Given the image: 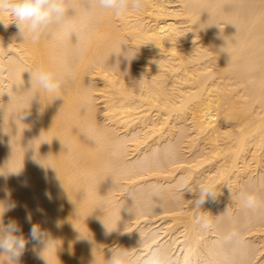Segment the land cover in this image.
Segmentation results:
<instances>
[{
  "label": "bare ground",
  "instance_id": "obj_1",
  "mask_svg": "<svg viewBox=\"0 0 264 264\" xmlns=\"http://www.w3.org/2000/svg\"><path fill=\"white\" fill-rule=\"evenodd\" d=\"M69 6L71 26L36 43L0 24V202L29 241L19 264H107L116 247L264 264V0H145L123 16ZM40 67L62 81L44 103L25 91ZM201 183L221 194L199 210L184 186ZM29 214L55 246L30 240Z\"/></svg>",
  "mask_w": 264,
  "mask_h": 264
},
{
  "label": "clouds",
  "instance_id": "obj_2",
  "mask_svg": "<svg viewBox=\"0 0 264 264\" xmlns=\"http://www.w3.org/2000/svg\"><path fill=\"white\" fill-rule=\"evenodd\" d=\"M88 7L92 10L100 9L123 16L130 12L138 13L142 11L145 7V0H88ZM70 10L72 9L69 6V0H0V14L10 13L11 15V23H5L3 19H0V24H3L5 29L15 24L18 29L17 35L22 41L30 39L33 43H36L53 26L70 27ZM75 34L78 36L79 41V34ZM0 44H3V42L0 41ZM124 55L129 60L133 58H130L128 50ZM26 71L30 74V87L25 91L33 93L32 100L38 97L44 103L42 97L45 94L57 93L62 87V81L52 71H48L43 67ZM59 97L61 96H56V98ZM184 187L185 191L194 195V208L199 210L201 205L209 198L215 200L221 194L220 189L217 191V186L206 183L197 185L195 191L187 184ZM227 187L234 201L238 197L245 208L255 209L257 207L258 200L255 193L247 191L233 193L232 188ZM152 194L158 197L160 195L159 187H155ZM128 195L133 200L135 199L134 193L130 192ZM14 207V203L0 202V256H6L10 264H19V258L23 255L29 241L22 234L21 226L16 220H9L7 224L3 222L5 212ZM31 219L29 214L26 220L31 224L30 240L43 244L44 250L55 246V241L50 238L49 234L39 224L31 223ZM204 225L205 227H211V220L205 219ZM106 228L108 232H111L107 226ZM238 235L237 232L233 231L230 233V238ZM142 243L141 239L139 246ZM107 264H168V262L165 254L158 248L151 250L147 256L138 261L129 249L116 247L111 250Z\"/></svg>",
  "mask_w": 264,
  "mask_h": 264
},
{
  "label": "rangeland",
  "instance_id": "obj_3",
  "mask_svg": "<svg viewBox=\"0 0 264 264\" xmlns=\"http://www.w3.org/2000/svg\"><path fill=\"white\" fill-rule=\"evenodd\" d=\"M16 182H17V184H16ZM22 182H23V180L20 179V183H19V180H18V181H14V182H13V185H21ZM7 185H8V184H6V185L4 184V186H6V188H7ZM4 188H5V187H4ZM4 188H3V186H2V189L0 188V189H1V190H0V194H2V196L7 195V194L9 193V188H7V189H4ZM7 190H8V193L6 192ZM2 192H3V193H2ZM18 193L23 194L22 191H21V192H17V194H18ZM18 196H19V194H18ZM21 196H22V195H21ZM21 199H22V198H21Z\"/></svg>",
  "mask_w": 264,
  "mask_h": 264
}]
</instances>
